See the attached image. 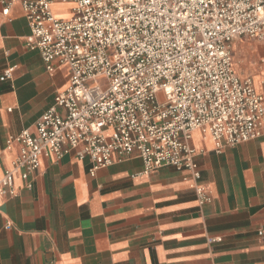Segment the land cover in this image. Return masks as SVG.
Masks as SVG:
<instances>
[{
	"label": "built area",
	"instance_id": "2783aa9c",
	"mask_svg": "<svg viewBox=\"0 0 264 264\" xmlns=\"http://www.w3.org/2000/svg\"><path fill=\"white\" fill-rule=\"evenodd\" d=\"M14 2L31 28L28 47L50 73L58 60L71 75L35 132L8 139L21 149L13 168L0 172V194H15V173L29 181L41 156L79 149L93 162L91 175L115 154L133 152L145 174L164 165L187 170L203 204L210 197L194 131L208 133L218 152L264 137V80L259 91L251 76L238 74L230 47L238 37L264 39V0H0V12ZM56 3H71V15L58 17Z\"/></svg>",
	"mask_w": 264,
	"mask_h": 264
},
{
	"label": "crops",
	"instance_id": "0c3cea01",
	"mask_svg": "<svg viewBox=\"0 0 264 264\" xmlns=\"http://www.w3.org/2000/svg\"><path fill=\"white\" fill-rule=\"evenodd\" d=\"M60 5L54 13L70 16ZM31 41L14 2L7 15L0 12V172L13 168L21 149L9 148L8 139L35 132L70 82L68 67L55 60L50 73ZM230 47L238 74L262 91L264 39L238 37ZM9 69L12 78L1 80ZM191 141L210 197L203 204L187 170L164 165L145 174L138 152L115 154L95 175L79 149L41 156L31 188L19 170L15 194H0V264H264V137L221 152L200 130ZM215 237L221 240L208 241Z\"/></svg>",
	"mask_w": 264,
	"mask_h": 264
},
{
	"label": "rangeland",
	"instance_id": "374dc122",
	"mask_svg": "<svg viewBox=\"0 0 264 264\" xmlns=\"http://www.w3.org/2000/svg\"><path fill=\"white\" fill-rule=\"evenodd\" d=\"M59 7H60V9H62L61 10L62 14H67L68 10L71 9L72 5L71 4H67V5L65 4V5H60Z\"/></svg>",
	"mask_w": 264,
	"mask_h": 264
}]
</instances>
